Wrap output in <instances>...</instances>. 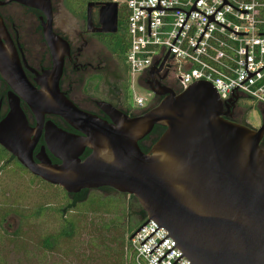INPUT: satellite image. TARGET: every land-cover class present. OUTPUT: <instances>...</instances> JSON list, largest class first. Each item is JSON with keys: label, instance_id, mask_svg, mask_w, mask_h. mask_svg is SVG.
<instances>
[{"label": "water", "instance_id": "water-1", "mask_svg": "<svg viewBox=\"0 0 264 264\" xmlns=\"http://www.w3.org/2000/svg\"><path fill=\"white\" fill-rule=\"evenodd\" d=\"M9 1H0L9 5ZM41 10L43 34L52 66L39 74L24 64L35 78L26 77L10 32L0 13V72L10 86L9 111L0 119V145L31 174L60 186L67 193L82 189L112 187L133 195L146 213V220L168 230L150 251L167 236L189 264H264V121L257 128L227 116L234 104L222 101L214 85L197 80L176 92L155 80L159 67H151L147 87L162 98L141 115L128 116L106 101H94L110 121L73 103L59 86L68 43L52 29L50 0H13ZM104 24L99 31H118V4L99 2ZM88 23L90 22L88 6ZM20 50V49H19ZM23 55V54H22ZM24 57V56H23ZM232 96L237 98L236 88ZM23 100L32 112L31 127L21 107ZM47 114L64 119L81 132L58 127ZM164 131L150 150L139 141L154 125ZM44 131L49 151L60 160L52 163L42 145L33 150ZM90 149L83 159L81 154Z\"/></svg>", "mask_w": 264, "mask_h": 264}, {"label": "built area", "instance_id": "built-area-1", "mask_svg": "<svg viewBox=\"0 0 264 264\" xmlns=\"http://www.w3.org/2000/svg\"><path fill=\"white\" fill-rule=\"evenodd\" d=\"M112 1L126 16L125 64L132 92L135 82L150 76L151 67H159L172 44L161 65L162 72L171 74L169 87L181 91L194 81L208 80L222 101L250 98L264 117V0ZM133 97L137 107H144L143 97L135 92ZM157 226L149 220L130 239L135 264H172L182 254L174 246L157 262L175 244L171 236L149 253L168 234L162 226L140 244ZM189 263L182 255L174 264Z\"/></svg>", "mask_w": 264, "mask_h": 264}, {"label": "flooded vegetation", "instance_id": "flooded-vegetation-1", "mask_svg": "<svg viewBox=\"0 0 264 264\" xmlns=\"http://www.w3.org/2000/svg\"><path fill=\"white\" fill-rule=\"evenodd\" d=\"M50 1L52 4V29L69 45V53L64 57L63 70L60 77L59 86L61 91L65 93L73 103H75L79 108L94 113L108 121H110V118L94 101L109 102L120 111L126 113L128 116L141 115L146 110L158 103L162 96L154 95L151 103L147 107H132L129 105L127 100L128 93L123 91L122 94H117V92L114 91V85H112V88H108V96L104 98H97L90 93L88 94L87 92H83L80 88L81 85L79 84H82L83 81L91 74L95 75L101 80H106V85L109 84V75L111 74L114 76V63L112 62V59L115 55V52L113 44H110L112 43L114 36L117 35V38L124 37V32L119 31V28L125 23L126 16L124 11H120V9H118V31L117 33H110L98 30L103 28L104 25L101 22L100 4L98 3L112 0ZM58 3L62 5V9H59ZM88 6L90 14L89 23L87 19ZM0 13L10 32L12 41H15L19 47L16 49L18 51L21 65L26 77L29 78V81L34 86L39 87L35 78L24 64L23 60L25 58L29 67L39 74L42 73V69H49L52 66V57L42 31V23L43 20L46 19V16L39 9L26 6L13 0L9 1V5H2V3H0ZM61 13L62 15H59ZM106 53L109 54L108 57H105ZM110 57L112 59H110ZM162 70L163 67H161L154 74V78L161 84L168 86L171 79V74L169 72H162ZM148 79H151V77L149 76L145 80L144 84L147 85ZM142 81L143 80H140V82ZM10 89V86L3 79V76L0 72V119H2L9 111L8 93ZM20 104L26 113L30 126L34 127L35 119L31 110L23 100H21ZM240 109L241 108L239 107L238 103L235 101L230 110L231 114H229L227 118L241 123L244 118V113H242ZM261 118L262 120L260 125L264 121L262 113ZM48 119L52 120L58 127L65 131L74 134H81V132L70 126L60 116L47 114L45 116V120ZM153 129L154 127L149 134L140 140L143 147L147 149L144 152L149 151L153 143L158 139L156 138L157 134L154 133ZM44 131L45 130L43 129L34 147V158L36 161H38L35 156L43 145L52 163H60V160L49 151L44 139ZM89 153L90 149L86 148V151H84L80 156L81 159L85 158Z\"/></svg>", "mask_w": 264, "mask_h": 264}, {"label": "trees", "instance_id": "trees-1", "mask_svg": "<svg viewBox=\"0 0 264 264\" xmlns=\"http://www.w3.org/2000/svg\"><path fill=\"white\" fill-rule=\"evenodd\" d=\"M115 43L116 49H114V52L115 54H117L122 64L121 70H119L120 72L118 71L117 73H114L113 78L115 77V79H113V85L116 89L122 88L123 91L128 92L127 80H129V76L127 66L124 62L127 43L124 37H118ZM142 82L144 83L145 80H143ZM175 91L179 92V90L177 89H175ZM241 123L253 127L249 123H247L244 118ZM153 130L154 133L157 134L156 138H158L159 135L163 132L164 127L161 125H155ZM138 143L143 151L147 150L143 147L140 141ZM260 146L264 148V136L260 141ZM2 149L5 151L3 147ZM6 157L13 160V162L16 160V158L6 150L5 153H3L2 155L0 154V167L3 166L2 168H4L3 163ZM16 167L19 166L16 165ZM19 168L29 173V171L23 165H21ZM31 176L33 179L38 178L35 175ZM45 184H47V182ZM48 186L52 185L48 183ZM52 187H54L55 189H59L63 193V195L67 199L64 204L53 206L51 204L49 205L45 203L44 205H39L32 208L27 205L19 206L12 203L0 206V238H4L10 241L15 249L20 246L21 249L24 250V252H21L24 257H33L34 259L39 261V264H46V259L54 255L59 257L60 263L61 259H63V264H70V261L72 259H69L70 256H67L69 252H65V249L63 250V245L70 244L75 239V237L79 233H81V222L84 230H90L91 224H93L94 219H98L99 217L97 215H102L105 213L112 216V218L110 217L109 221H104L105 218L99 219V227H94L93 231L97 233H99L100 231L103 232V229L105 231H110V226H115L126 220L127 223L125 234H122L121 237L115 238V240H113V236L108 237L105 235H101V233L97 236H93L90 240V243L93 244V246L101 247L102 250L105 251L104 254L106 255V258L111 256L109 252H113L116 256H113V261L111 264H126V261H128V264H135L133 259L130 258L128 241H130V235L135 232V230L146 220V213L141 208L137 199L133 195L118 192L112 187L108 186H103L96 189H82L77 193H67L56 185H53ZM126 195H128L127 201L123 199ZM131 200H135L137 203L138 209L135 212H133L132 208H130ZM82 206L84 209H80ZM49 209L53 210L51 211L52 216L54 214L58 215V228L52 232H46L44 230L40 231V218L44 215V213H46L45 211ZM12 212L18 214L23 222H25V219H30L31 217L35 218L33 220H38V222L33 226L34 229L32 231L29 229V231H21L20 228L16 231H8L3 226L4 220L6 216ZM34 238L37 249V252L35 253L29 252V250L26 249L29 240L33 241ZM116 240L118 241L116 243L117 248L113 247L112 244ZM72 255H74L72 257H74L75 260H79V263L77 262L76 264H90L89 261L93 259L91 252L89 254L87 252H83L82 250L74 252ZM0 264H8L6 256L1 254V251ZM71 264L75 263L72 262Z\"/></svg>", "mask_w": 264, "mask_h": 264}, {"label": "rangeland", "instance_id": "rangeland-1", "mask_svg": "<svg viewBox=\"0 0 264 264\" xmlns=\"http://www.w3.org/2000/svg\"><path fill=\"white\" fill-rule=\"evenodd\" d=\"M119 6H122L121 4ZM59 9H62V5L58 3ZM120 8V11H122V8ZM59 15H62L59 14ZM119 31L124 32V39L127 43V26L126 22L124 23L123 26L119 28ZM117 33V32H116ZM117 40V35L113 37V41L110 45L113 44L114 49L116 46L115 41ZM105 57H108L109 54L106 53ZM110 59H112L110 57ZM111 62V61H110ZM112 62L114 63V73H117L119 70H121V61L118 58L117 54L113 56ZM124 62H125V55H124ZM124 64V63H123ZM126 65V64H125ZM124 66V65H123ZM120 72V71H119ZM105 79V78H104ZM115 79L113 76L110 74L108 77L109 84L106 85L107 81L106 80H101L100 78L96 77L95 75H89L87 79L83 81L81 85V90L83 92H87L88 94H92L93 96L97 98H104L107 97V91L108 88H112V81ZM127 87H128V103L132 107H137L135 102H134V97L133 94L135 92L136 95L141 96L144 98L145 103L144 107H147L153 97L154 94L149 90L146 84L143 82H135L134 85V92H132L131 88V82L130 80H127ZM114 82V81H113ZM121 85V84H119ZM114 91L117 92V94H122L123 89L119 88L116 89L114 87ZM239 107L241 108L240 111L243 114L244 119L246 120L247 123H249L253 128H257L260 126L261 123V106L258 104V102L251 100L250 98L244 97L243 101L238 103ZM243 110V111H242ZM6 151V150H5ZM5 151L2 149V146L0 145V154L2 155L5 153ZM12 162V163H11ZM4 168L3 166L0 167V206H3L4 204L12 203L15 205H27L30 208L36 207L39 205H44L45 203L51 204L53 206L56 205H62L66 202V198L63 195V193L59 189H55L52 187L54 184H51L52 186H48L46 181L40 180V178H35L33 179L30 172L27 173L26 171L21 170L19 167L21 164L17 161V159L13 162V160L9 159L6 157L4 160ZM15 165V166H14ZM19 166V167H16ZM23 168V167H22ZM44 181V184H43ZM50 184V183H49ZM60 187V186H59ZM60 189H62L60 187ZM63 190V189H62ZM125 201L128 200V195L124 196L123 198ZM130 200V199H129ZM133 212L137 211L138 206L135 200H131V207ZM80 209H84L83 206ZM119 209V208H117ZM53 210H46L44 215L40 218L41 222V227H39L40 231H46V232H52L55 231L58 228L57 220H58V215L54 214L52 216ZM99 216L98 219L95 218L93 221V224H91V229L90 230H84L82 222L80 223L81 225V233H79L75 239L68 245H63V250L65 249V252H69L67 256H70L69 259H72L70 261V264L73 263H79V260H75L74 255H72L74 252L77 251H83L87 252L92 255V260L89 261L90 264H111L113 261V252H109L111 256L106 258V255L104 254V250H102L101 247L99 246H93V244L90 243V240L92 239L93 236H97L99 234L105 235L108 237H112L113 240L115 238H119L122 236V234H125V228H126V223L127 221L125 220L124 222H121L120 224L117 225H112L110 226V231H105L103 229V232L100 231L99 233L94 232L93 228L94 227H99V219L105 218L104 221H109L110 217L112 216L108 214H102V215H97ZM35 218H27L25 219V222H23L18 214L15 213H10L6 216L4 220V228H6L8 231H16L19 228L21 231H29L33 230V226L38 222V220H33ZM29 229V230H28ZM88 233V234H86ZM126 236V235H124ZM118 241H114L113 247L117 248V243ZM2 244V246H1ZM127 246V244H126ZM0 251L1 254L6 256L8 260V264H39V261L32 258H27L24 257L21 252H24V250L21 249L20 246L15 249V247L12 245V243L4 238H0ZM125 247V246H124ZM128 247H129V252L131 251L130 247V241H128ZM26 249L29 250V252H37L36 245H35V238L33 241L29 240ZM114 249V248H113ZM91 258V257H90ZM68 260V259H67ZM63 259H61V263L59 262V257L54 255L50 256L48 259H46V264H63ZM128 261H126V264ZM67 264V263H66Z\"/></svg>", "mask_w": 264, "mask_h": 264}]
</instances>
